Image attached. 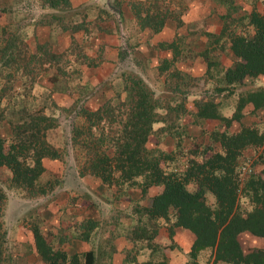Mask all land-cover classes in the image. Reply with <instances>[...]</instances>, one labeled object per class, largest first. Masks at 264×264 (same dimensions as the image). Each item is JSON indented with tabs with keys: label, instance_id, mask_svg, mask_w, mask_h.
Returning <instances> with one entry per match:
<instances>
[{
	"label": "trees",
	"instance_id": "1",
	"mask_svg": "<svg viewBox=\"0 0 264 264\" xmlns=\"http://www.w3.org/2000/svg\"><path fill=\"white\" fill-rule=\"evenodd\" d=\"M40 1L42 6L49 8L69 5V0ZM261 1L263 7L253 6L248 12L224 20L221 34L233 20L235 25L243 26L244 30L235 32L231 29L227 32L228 47L233 58L223 71L224 85H214L215 92L210 95H216L222 89L230 93L231 86L243 82L245 78L264 76V0ZM144 2L137 0L130 3L136 25L139 28L147 27L153 32L160 31L165 18L171 16V9L163 0ZM173 13L179 12L174 9ZM63 17L47 13L37 22L54 21L59 29H70V32L79 28V23L67 19L64 21ZM175 20L180 21L178 17ZM17 27L22 32L20 39L12 36L13 29ZM25 35L20 22L13 26H0V120L10 126L11 133L10 140L0 134V165L9 169L13 185L35 189L39 193L46 192L53 186L54 180L57 181L56 178L47 179L43 186H35L36 182H40L39 176L45 169L44 159L61 157L63 152L46 137L47 130L57 125L55 115L46 113L43 105L37 108L28 103V94L37 80L38 70L42 62H48V66H53L55 70L49 79L52 85L50 92L70 91V87L76 88L70 81L79 69L68 66L69 53L76 60L84 61L87 66L98 63L101 57L86 55L83 45L76 40L70 44L69 51H53L47 42H43L36 45V52L27 53ZM162 44L174 50L175 44L172 41H164ZM95 49L100 54L99 47ZM46 52L52 58H42ZM30 55L39 58L36 60L37 66L34 67ZM211 62L209 60L208 64ZM171 64H174L172 60L165 59L156 68L160 72ZM146 74L152 84L160 82L158 73L153 71ZM164 75L166 87L177 92L182 90L181 82L173 81L175 77L183 80L178 70H171L170 76ZM116 77L115 82L111 78L97 84L101 100L96 107L89 108L75 100L79 104V115L84 119L83 123L71 126L70 134L71 141L83 149L79 175L88 173L107 185L136 184L141 193L145 192L147 186L160 184L161 189L148 198L146 205L134 208L139 212L143 210L147 219H167L172 213L173 225L190 230L193 239L188 254L192 264H198L195 257L205 247L210 249L213 263L264 264V246H254L245 251L239 240L242 231L264 237V177L250 173L249 167L241 170L244 175L240 177L238 164V157L246 154L254 145L262 146L261 158L264 163V131L244 124L237 130H228L232 120H240L245 104L249 103L251 110L264 107V86L238 93L235 107L229 116L220 112L218 102L209 98V95L193 97L194 111L187 112L195 119L215 118L224 128L210 130L204 150L186 157L183 169L166 170L163 162L167 154L164 150L157 149L154 153V150L147 148L148 136L152 132V123L160 117L163 118L171 111L176 117L185 113V99H172L164 95L166 100L160 104L158 99L161 101V97L154 95L153 88L136 72L123 69ZM116 97L117 101L113 103ZM84 99L89 102L92 96L89 94ZM53 101L51 97L50 102ZM52 104H56L54 107L57 108L60 103L54 101ZM163 107L167 109L165 114L157 110ZM164 128L176 132L175 135L184 131L183 128L178 130L173 122L167 123ZM181 139V136L176 137L177 145ZM214 142L218 144L216 147ZM189 181L194 183L192 189L187 187ZM205 191L213 195V206L206 203ZM240 194H244L250 201L249 208H242L239 204ZM3 199L4 192L0 187V212ZM81 221L87 230L94 226V221L89 217ZM170 227L169 233L172 232ZM30 230L34 249L43 264H93L91 248L83 251L82 260H79L77 252L69 253L60 246L53 247L45 239L37 222H31ZM87 230L81 234V238H87ZM3 237L4 230L0 221V264L3 259ZM139 264L166 262L162 259L155 262L144 260Z\"/></svg>",
	"mask_w": 264,
	"mask_h": 264
},
{
	"label": "crops",
	"instance_id": "2",
	"mask_svg": "<svg viewBox=\"0 0 264 264\" xmlns=\"http://www.w3.org/2000/svg\"><path fill=\"white\" fill-rule=\"evenodd\" d=\"M132 1L137 0H69V5L66 7L49 8L42 6L40 0H30L38 8V11L34 12L28 10L27 2L22 5V0H0V8H5L0 10V26L5 24L13 26L16 22H20L26 33L24 46L27 53L36 52V45L43 42H47L53 51H69L70 44L76 40L83 45L84 53L92 56V48L95 49L94 44L99 42L101 59L96 64L87 66L84 61L76 60L73 54L69 53L68 66L79 69L70 81L71 84L76 85V88L70 87V91L50 92L52 85L49 79L50 75H54L55 70L53 66H48V62H42V68L40 67L36 76L37 80L32 84L28 94L30 99L28 103L37 108L43 105V109L46 110L51 103V97L56 101L55 96L62 94L64 101L69 104L76 100L89 108H94L101 100L97 84L101 80L111 78L115 82L116 74L123 70L119 66L121 61L130 62L133 66L132 71L147 82L146 73L153 71L158 73L160 82L154 86V89L155 95L160 97L164 96V93L169 95L179 93L164 86V81H167L164 74L170 76L171 70H178L184 79L201 76L205 86L224 85L223 71L230 65L233 58L228 47L227 32L231 29L235 32L244 30L243 26L235 25L233 20L221 34L224 20L228 21L231 16L235 17L248 12L253 6L263 7L261 0H213L208 7L204 5V0H186L185 8L188 7V9L179 22L171 19L173 16L171 11V16L164 20L163 28L153 32L147 27L139 28L136 25L130 7ZM140 1L147 2V0ZM163 2L169 9L173 8V0H163ZM47 13L62 15L64 21L67 19L69 22L79 23V28L75 32H70V29H59L54 21L37 22L43 14ZM117 36L122 40L119 41ZM164 41H172L175 44L174 50L172 47L164 46L162 44ZM127 45L130 50L127 49ZM165 59L172 60L174 64L158 72L157 65ZM209 60L212 62L208 64ZM127 70L130 71V69ZM1 80L0 77V84ZM160 86L162 88L158 89ZM182 93L198 94V92L190 91ZM89 94L92 100L88 102L84 98ZM248 106L251 108L249 103ZM52 107L54 106L49 108ZM188 107L189 105H185V113L180 114L179 118L174 116L172 111L163 118L159 116L160 118L152 123L147 148L154 150V153L157 149L165 151L163 148L168 147L165 142L167 137L170 139L183 137L187 134L189 125L192 126L194 123L200 127L201 122L205 124L210 119L218 121L215 118L195 119L190 112H187ZM222 109L220 107L219 110L222 111ZM157 110L161 114L167 112L164 107ZM191 110L194 111V108ZM186 115L191 117L189 123L187 119H184ZM170 122H173L178 130L183 128L184 131L175 135L176 132L164 128ZM221 127L224 128L223 125ZM189 136L193 140L197 139L195 135ZM184 158L186 157L167 154L163 167L166 170H181L185 166V162L182 165ZM95 177L92 175V179L97 178L105 185L104 187L109 189L107 190L109 203L103 209L102 203L92 200V220L94 221L92 233L90 231L91 235L86 239H81L78 234H75V242H72L67 249L70 251L67 252H77L79 260H82L81 253L91 248L94 254L93 264H139L144 260L155 262L161 259L166 264H192L188 254L193 239L190 230L173 225L172 213L167 219L162 217L147 219L143 210L139 212L134 208L146 205L148 198L161 189L160 184L147 186L145 192L141 193L140 187L136 184L107 185ZM169 227L172 229L171 233H169ZM244 232L250 234L247 231L241 233ZM204 256L205 260L208 259V264H229L222 261L213 263L208 247L198 251L195 261L203 264Z\"/></svg>",
	"mask_w": 264,
	"mask_h": 264
},
{
	"label": "rangeland",
	"instance_id": "3",
	"mask_svg": "<svg viewBox=\"0 0 264 264\" xmlns=\"http://www.w3.org/2000/svg\"><path fill=\"white\" fill-rule=\"evenodd\" d=\"M26 2L28 10L30 9V11L34 12L38 11L36 5L30 2V0H22V5ZM185 3L186 0H173V8H171V11L173 13V10L177 9L179 13H173L175 18L172 16V20H175L176 17L180 20V18L186 15L185 13L188 7L187 9L185 8L187 6ZM211 3H213V0H204V5H206V7ZM214 6L215 5H213V7ZM13 30V38L20 39L19 35L22 34V32L18 30V27ZM4 36H6V34H4ZM116 38H118L119 41L122 40L118 36ZM18 44H20V42ZM94 45L95 48L99 47V42H96ZM122 45H124V43ZM127 49L130 50L128 45ZM93 55L94 57L97 55L101 56L97 52V49L92 48V56ZM30 57L34 67L37 66L36 60H39V58L35 55H30ZM41 57L52 58V55L46 52ZM119 66L126 70H133V66L130 62L121 61L119 62ZM182 79L183 80H180L177 77L173 79V81L177 80L182 84V90L179 93L174 95L164 93L163 95H167L172 99H185L184 104L189 105V110L194 108V103L191 99L196 96L193 95H209V98L212 97L215 99L218 102V106L223 108L222 111L220 110L221 113L227 116L231 114L235 107L238 93L258 86H264V76L259 75L245 78L243 82L231 86L230 91L232 90L233 93H228L226 89H222L216 92V95H210L211 92H215L214 85L205 86L204 79L201 76ZM147 83L154 89L156 84H152L151 80H148ZM161 88V86L158 87V89ZM183 90L185 92H198V94L183 95ZM153 92L155 95V89ZM55 99L58 103H60L59 101H61V103L57 104V108H49L50 106H56V104H52L54 101L49 103L45 112L55 115L57 125L47 130L46 137L49 142L57 147V149L61 150L63 154L58 158L44 159L45 169L39 176L40 182H36L35 184L36 187L43 186L45 180L56 178L57 181L54 180L53 186L46 192L36 193L35 189L31 190L13 185L10 180L11 173L9 169L4 165H0V187L4 192V199L1 203L0 212L1 226L4 230L2 264H43L33 246L30 230L32 221L37 222L45 239L52 244L53 247L60 246L67 250L72 242H75V234H78L81 238V234L86 232L87 227L85 223L82 225L81 220L85 217L92 219V200L99 204L102 203L103 209H105L109 203V192L107 191L109 189L104 187L105 185L97 180L96 177V179H92V175L90 176L88 173L79 175V165L83 159V149L70 139L71 126L79 125L84 122L83 117L79 115V108H77L79 102H72L69 104L64 101L62 94L56 95ZM165 100L166 98H164V96L161 97V101L158 99L160 104H162V101L165 102ZM112 101L115 103L117 97ZM63 105L65 107H63ZM242 111L240 120H232L228 130H237L241 124H244L252 125L259 131H264V107L251 110L250 106L245 104L242 107ZM190 118L191 117L187 115L184 117V119H187L188 123ZM218 122L219 121L210 119L206 121L205 124L201 122L200 127L196 123L192 126L189 125L187 134H184L181 143L179 142L178 145L176 144V137H174V139L167 137L165 142H167L168 147L163 148L165 149V153L176 154L188 158L194 155L195 152H201L204 150L207 143L208 132L214 129L215 126L222 128V125H217ZM0 134L7 140L11 138L10 126H8L4 120H0ZM188 134L195 135L197 139L193 140ZM213 145L216 147L218 144L214 142ZM261 154H263L262 146L254 145L246 154L238 157L240 177L244 175V172H241V170L244 171L246 167L250 168V173L264 177V163ZM187 158L183 159L182 165L184 162L186 164ZM164 162L163 166H165ZM178 167L181 168L182 166L178 165ZM187 187L192 189L194 183L191 181L187 182ZM204 197L207 204L210 206L214 205V197L209 191L204 192ZM239 204L242 208H249L251 206L250 201L244 194H240ZM91 229L87 230V236L91 235ZM239 240L245 251L254 246H264V237L252 236L245 232L239 234ZM203 264H208V259L205 260V256Z\"/></svg>",
	"mask_w": 264,
	"mask_h": 264
}]
</instances>
